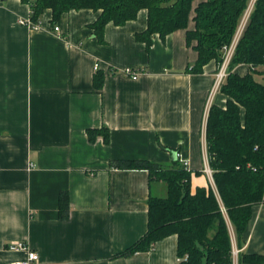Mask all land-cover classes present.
<instances>
[{"label": "crops", "instance_id": "crops-1", "mask_svg": "<svg viewBox=\"0 0 264 264\" xmlns=\"http://www.w3.org/2000/svg\"><path fill=\"white\" fill-rule=\"evenodd\" d=\"M99 14L69 10L52 22L46 9L29 28L19 23L31 18L29 3L0 0V264L26 258L8 248L17 241L38 254L32 264H178L176 234L116 255L146 232L150 197L167 195L163 179L128 161L184 167L192 192H216L205 126L210 106L227 99L220 89L209 98L219 62L193 71L198 52L186 29L153 33L149 45L137 38L145 9L101 35L92 27ZM126 67L140 70L136 79ZM230 234L239 252L264 256V202L240 239L231 225Z\"/></svg>", "mask_w": 264, "mask_h": 264}, {"label": "trees", "instance_id": "trees-1", "mask_svg": "<svg viewBox=\"0 0 264 264\" xmlns=\"http://www.w3.org/2000/svg\"><path fill=\"white\" fill-rule=\"evenodd\" d=\"M32 9L31 20L50 9L52 22L69 10L100 11L92 24L101 35L104 25H122L141 9L147 12L146 29L136 34L147 45L150 36L161 37L186 29V40L196 41L198 57L193 71L211 59L222 61V47L229 44L249 0H200L194 10V26L188 29L194 0H22ZM239 63L248 65L240 75L232 71ZM264 65V0H255L247 24L230 60L220 91L225 106L212 104L205 126L212 186L190 188V172L184 167L162 169L144 161L125 166L146 168L167 184V195L151 196L146 232L116 255L149 250L170 234L177 235L178 264H232L230 225L238 239L244 232L254 205L264 202V80L257 70ZM260 76V77H259ZM67 203V199H66ZM264 261L259 254L238 253L237 262Z\"/></svg>", "mask_w": 264, "mask_h": 264}, {"label": "built area", "instance_id": "built-area-1", "mask_svg": "<svg viewBox=\"0 0 264 264\" xmlns=\"http://www.w3.org/2000/svg\"><path fill=\"white\" fill-rule=\"evenodd\" d=\"M254 2H255V0H249L241 18H240V21L236 27L235 33H234L230 43L226 44L222 47V50H223L222 61L219 63V68L215 73L214 81H213V85H212V88L210 91L209 98H211L213 96V94L217 90L220 89L223 81L225 80V78L228 74V67H229L230 60L234 54L237 42H238L246 24H247V21L249 19V15H250L251 10L253 8ZM19 23L23 24L29 28L39 27V23L31 20V18L20 19ZM53 29H54V32H56L57 34L60 33L59 26L56 25L53 27ZM98 67H99L98 62H95L94 69H98ZM123 71L133 79H136L139 72H140V70L133 69L131 67H126V68H124ZM208 171H210V169H208ZM8 248L10 250H16V251L17 250H24L26 252V258H24L23 260H20V261H11V262H8L7 264H32L33 262H36L38 260V254L35 251L31 250L28 247V245L23 241L11 242L9 244ZM238 253H239V250L235 247H232V258H233L232 264H238V262H237ZM178 260L180 261V258Z\"/></svg>", "mask_w": 264, "mask_h": 264}, {"label": "rangeland", "instance_id": "rangeland-1", "mask_svg": "<svg viewBox=\"0 0 264 264\" xmlns=\"http://www.w3.org/2000/svg\"><path fill=\"white\" fill-rule=\"evenodd\" d=\"M243 12H244V11H243ZM242 14H243V13H242ZM241 16H242V15H241ZM240 18H241V17H240ZM239 21H240V19H239ZM238 23H239V22H238ZM237 25H238V24H237ZM235 30H236V29H235ZM234 33H235V32H234ZM233 35H234V34H233ZM262 79H264V78H261V80H262ZM262 81H263V80H262Z\"/></svg>", "mask_w": 264, "mask_h": 264}]
</instances>
